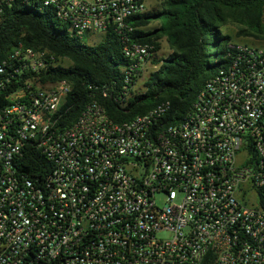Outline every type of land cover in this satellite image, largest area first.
<instances>
[{"label": "built area", "instance_id": "obj_1", "mask_svg": "<svg viewBox=\"0 0 264 264\" xmlns=\"http://www.w3.org/2000/svg\"><path fill=\"white\" fill-rule=\"evenodd\" d=\"M16 1L0 0V23ZM33 1L81 42L118 37L123 95L152 66L132 39L146 0ZM229 58L177 125L168 104L118 123L98 101L68 123L72 86L48 80L62 64L14 47L0 62V264H264V47L232 42ZM29 149L46 160L35 173L20 171Z\"/></svg>", "mask_w": 264, "mask_h": 264}, {"label": "trees", "instance_id": "obj_2", "mask_svg": "<svg viewBox=\"0 0 264 264\" xmlns=\"http://www.w3.org/2000/svg\"><path fill=\"white\" fill-rule=\"evenodd\" d=\"M161 6L133 19L132 39L154 47L152 66L158 67L144 82L143 95L133 92L137 82L129 86V96L122 94L128 61L116 35L108 32L99 44L84 45L52 9L33 0H17L0 23V62L19 44L49 51L62 65L48 70V80H66L72 86L63 106L68 123L98 101L118 123L168 104L163 123L177 125L191 111L201 88L229 62L234 40L224 32L228 22L243 25L242 34L264 40V0H163ZM156 23L160 27L150 28ZM165 38L172 53L160 58ZM45 161L41 153L29 149L20 171L35 173Z\"/></svg>", "mask_w": 264, "mask_h": 264}, {"label": "rangeland", "instance_id": "obj_3", "mask_svg": "<svg viewBox=\"0 0 264 264\" xmlns=\"http://www.w3.org/2000/svg\"><path fill=\"white\" fill-rule=\"evenodd\" d=\"M148 11H152L154 9L162 8L161 4L163 0H146ZM32 6V4H30ZM39 10H42L41 8ZM57 19H55V22L57 23ZM161 23H156L155 25H152L150 28L154 27H160ZM61 30H63V27H60ZM245 29V27L235 21H230L227 23V25L224 28V32L227 35H230L234 42L236 43H242V44H250V45H256V46H263L264 47V40L256 39L253 36H249L247 34H242L241 30ZM104 38L103 34H95L91 35L90 37L84 39L82 43L87 46H95L99 44ZM215 50V49H214ZM172 53L168 41L165 38L162 41V49L158 53V57L165 58L169 56ZM158 68H155L153 66L150 67L149 71L142 77V79L136 84L134 88V93L137 95H143L146 93V88L144 86V82L148 78L149 74Z\"/></svg>", "mask_w": 264, "mask_h": 264}]
</instances>
